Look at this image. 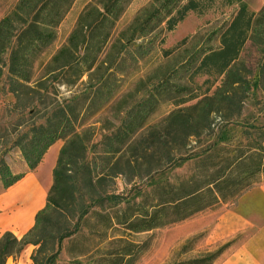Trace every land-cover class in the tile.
<instances>
[{
  "label": "trees",
  "instance_id": "1",
  "mask_svg": "<svg viewBox=\"0 0 264 264\" xmlns=\"http://www.w3.org/2000/svg\"><path fill=\"white\" fill-rule=\"evenodd\" d=\"M132 1L101 0L90 6L80 16L67 45L47 65L48 78L35 80L36 60L56 40V29L75 0H18L0 21V90L5 79L9 93L20 100L25 90L45 87L55 73L72 72L77 79L95 73L100 55ZM217 1L151 0L136 17L129 38L157 36L163 30L172 32L190 13L202 17ZM220 1L225 7L235 8L231 19L209 35L210 43L219 35L220 46L207 43L177 69V73L188 74L191 82L195 77H205L204 84L219 80L212 95H208L209 87L201 96L180 99L178 108L163 124L137 137L160 97L170 91L178 96L187 91L185 86L162 80L147 98L127 111L115 131L98 143H91L87 133L79 132L70 105L56 106L41 123L33 124L10 145L9 149H20L34 171L48 150L65 140L45 207L22 238L11 232L3 234L0 264H7L10 257L20 255L27 246L35 247L33 264H55L62 242L86 232L106 243V251L97 259L93 258L97 251H91L94 264H137L146 246L133 242V234L185 221L220 202L231 201L264 177V129L249 133L255 139L249 142L248 150L233 157H228L224 152L227 147L218 142L201 147L204 137L214 132V116L224 114L223 121L239 117L249 93L258 87L246 76L249 69L241 60L248 43L260 54L258 82L264 90V3L259 12H254L243 0ZM188 42L189 38H185L179 47ZM171 52L167 50L166 54ZM100 80L101 91L107 81ZM110 95L111 91L107 99ZM199 97L202 98L195 105L183 106ZM24 109H30V105ZM187 164L195 165V172L172 182L169 174ZM23 177L12 171L4 156L0 157L4 189ZM119 179L124 182L122 192L117 189ZM95 219L97 223H93ZM227 246L173 264H212Z\"/></svg>",
  "mask_w": 264,
  "mask_h": 264
},
{
  "label": "rangeland",
  "instance_id": "2",
  "mask_svg": "<svg viewBox=\"0 0 264 264\" xmlns=\"http://www.w3.org/2000/svg\"><path fill=\"white\" fill-rule=\"evenodd\" d=\"M101 0H75L65 19L56 29V40L41 53L35 64L34 79H47L45 69L54 56L67 45L80 16L91 6ZM151 0H133L125 13L116 24L110 41L100 55L95 73L85 75L77 79L72 72L55 73L49 76L47 85L35 90H25L18 100L9 93L5 79L1 83L0 90V157L4 156L11 167L24 160L19 148L9 149L19 136L26 132L33 124L41 123L47 112L56 106L70 105L80 133H87L91 143L100 142L107 134L115 131L122 123L127 111L135 104L148 97L149 91L162 80H169L172 85L187 87V91L180 96L170 91L160 97L159 102L145 121L143 130L137 137L151 131L155 126L163 124L180 99L188 100L191 95H202L207 88H211L208 95H212L220 81L211 80L213 83L204 84L205 77H195L189 81V75L177 73L180 63L193 54L197 49L205 46L209 41V35L229 21L235 13V8H228L218 0L210 12L199 17L190 13L184 22L168 32L163 30L157 36L146 38L137 36L130 39L132 25L136 17L144 10ZM250 8L256 6L258 0H243ZM18 0H0V21L9 14ZM260 8V7H259ZM251 9V8H250ZM262 9V8H261ZM260 9V10H261ZM217 35L210 43L220 46ZM128 38V39H127ZM185 38L189 42L184 47L179 43ZM167 50L172 52L168 55ZM260 54L255 47L248 43L241 54L249 69L246 74L253 88L245 101L242 114L228 121L222 120V115L214 116V132L209 137H204L201 147L212 142H218L227 147L225 154L228 157L238 155L241 151L248 150V144L255 135H250L254 130L264 129V90L259 83ZM45 77V78H44ZM106 80L102 87V81ZM111 91L110 98L107 99ZM177 91V90H176ZM203 97V96H202ZM202 97L191 100L183 106L195 105ZM188 98V99H187ZM30 109H24L25 105ZM33 108V110H31ZM35 112V115L33 113ZM59 145H64L65 140H59ZM54 158L47 159L46 165H52ZM195 165L187 164L175 169L169 178L172 182L186 179L195 172ZM118 192L124 190V182L116 181ZM264 183V177H259L249 188L231 201L219 204L203 211L195 216L166 227L140 234H133L130 238L133 242L144 244L146 251L137 264H173L180 261L199 258L215 253L227 246L220 257L212 264H220L226 253L234 244L245 239L249 233H244L234 239L218 242L215 237V227L222 217L240 213L248 217L249 212L244 210L243 199L256 191ZM12 201L19 200L24 205L29 203L32 193L28 187L18 192H10ZM46 194L39 192L37 200L42 205ZM37 204V203H36ZM245 206L258 207L261 210V218H264V203L257 195H249L243 201ZM243 208V210L241 209ZM26 217L25 213H20ZM22 215H19L21 217ZM98 219L93 220L97 223ZM35 247L27 246L17 256L10 257L7 264H33L32 255ZM59 257L55 264H94L93 258H98L106 251V243L97 235L88 234L78 236L75 239H67L59 248ZM97 251L95 257L92 252ZM91 252V253H90ZM90 253L89 255H87ZM95 261V259H94Z\"/></svg>",
  "mask_w": 264,
  "mask_h": 264
},
{
  "label": "crops",
  "instance_id": "3",
  "mask_svg": "<svg viewBox=\"0 0 264 264\" xmlns=\"http://www.w3.org/2000/svg\"><path fill=\"white\" fill-rule=\"evenodd\" d=\"M263 3V0H258L255 7L250 4V10L259 12L263 7ZM62 147L63 145L56 142L34 171L29 169L25 160L14 165L12 171L15 174H24V177L12 187L4 189L0 181V239L5 232H11L20 239L34 226L37 213L46 205L48 192L53 184V170ZM51 156L54 158V163L47 166V159ZM24 187H28L32 193L29 203L24 205L23 202L17 199L12 201L9 198L12 190L16 193ZM39 192L46 194V199L42 205L36 201ZM249 195H257L260 201L264 203V183L256 191L248 193L247 196ZM243 201L244 210L249 212L248 217L243 216L236 209L237 213L229 217H222L215 227L214 232L218 242L228 241L244 233H249L245 239L230 248L220 264H264V218H261L259 206H245ZM241 209L243 210V208ZM20 213H25L26 217L24 218ZM19 215L22 216L19 217Z\"/></svg>",
  "mask_w": 264,
  "mask_h": 264
}]
</instances>
